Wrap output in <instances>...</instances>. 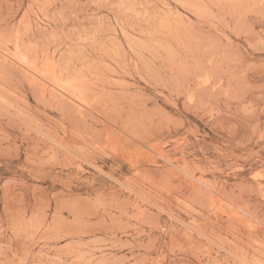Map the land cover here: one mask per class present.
<instances>
[{
  "label": "rangeland",
  "instance_id": "374dc122",
  "mask_svg": "<svg viewBox=\"0 0 264 264\" xmlns=\"http://www.w3.org/2000/svg\"><path fill=\"white\" fill-rule=\"evenodd\" d=\"M0 264H264V0H0Z\"/></svg>",
  "mask_w": 264,
  "mask_h": 264
}]
</instances>
